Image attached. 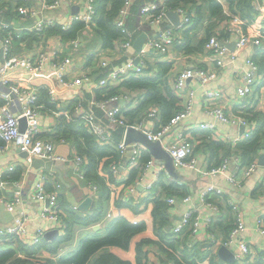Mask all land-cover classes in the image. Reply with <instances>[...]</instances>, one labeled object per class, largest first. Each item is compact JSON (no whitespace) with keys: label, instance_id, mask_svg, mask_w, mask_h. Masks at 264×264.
Instances as JSON below:
<instances>
[{"label":"crops","instance_id":"crops-1","mask_svg":"<svg viewBox=\"0 0 264 264\" xmlns=\"http://www.w3.org/2000/svg\"><path fill=\"white\" fill-rule=\"evenodd\" d=\"M50 1L0 0L1 13L6 12L4 14L5 18H3L5 21L2 18L0 20L8 23L10 27L19 33L13 37L7 54L0 45V81L7 79L9 83L20 86H34L39 92L41 88H52L57 97V101H54L55 110L46 108L42 102L41 104L38 103L41 112L38 135L43 139L52 140L56 144V153L59 155L72 157L77 153L82 154L70 134L54 135V127L57 124L58 117L65 116L68 121L76 117L77 114L74 108L78 99H81L85 110L93 108L99 116L103 115L101 109L90 104L91 100L96 99V92L100 89H104L103 94H107L109 89L115 88L120 94L126 95L125 100L120 102L124 106L122 108L123 114L128 112L130 108H134L143 97V90L129 89L123 86L121 83L125 79L112 82L109 88L98 87V81L106 72L130 60L135 61L138 57L141 61L146 62V65L151 66H156L158 62H169L171 67L167 78L168 86L171 87L181 70L188 66H202L214 74L216 72L215 77L206 85L194 79L187 81L185 90L192 88L195 91L193 107L191 113L183 119L178 127V131H189V134L193 137L195 156L198 163L196 168L189 165L175 166L174 170L177 175H172L166 169L163 161L156 159L149 149L143 146L140 164L132 167L129 165V155H121L117 147L120 141L125 140L126 129H123V132L116 133L113 143L109 145L111 149L108 150H114L115 154L102 156L98 163V173L106 179V185L109 187L108 195L100 197L97 184L88 180L86 176L85 179H80L73 173L69 163L62 162L63 174L69 183V185H65L56 172L33 167L28 156H23L22 150H19L16 145L10 144L0 151V182H6L5 185H0V236H6V228L14 225L17 217H26L27 234L22 237L26 244L34 245L32 235L37 230L44 232L38 252L31 256L26 264H45L46 258H56L49 247L55 244L64 232L58 221L43 215L46 202L33 197V190L42 173H45L47 175L46 186L54 188L59 194L60 208L63 212L65 225L67 224L66 219L68 221L71 218L70 211L73 205L79 206V203L87 196L92 197L90 208L87 210L78 208V211L73 212L76 216L83 217L87 211L92 210L96 205L101 206L103 211L101 218L93 224H81L79 221H74L72 238L59 245L61 251L75 249L83 237L96 230L104 232L111 221L117 217H124L134 223L145 224V228L132 237L127 248L120 246L106 248L119 260L136 264L138 260L136 247L143 241V264H178V260L183 257L199 261V264H210L212 257L217 263L219 262L218 264H234L236 257H233L232 260H226L218 255L220 247L224 246L222 242L228 238L232 226V214L226 202V199L230 198L240 203L243 209L246 228L241 237L249 243L253 250L249 258L241 264H264V237L259 232L256 222L258 217L264 216V135L260 140L261 148L253 156V160H257L258 165L248 175L245 173V169L253 160L244 158L242 155L244 152L240 146L243 140L252 136L255 127L258 126L257 120L252 118L253 113H250V111L259 114L261 123L264 121V71H261L260 62L255 58L258 51L264 49L261 45L254 43L243 48H238L236 44L235 46L232 44L234 39L229 37V26L232 24L233 13L230 10L228 1L219 0L224 7V13L221 17L211 16L206 4L199 1L198 3L202 4V19L195 28L189 31V36L193 41L205 37L209 32L210 35L218 36L220 41L227 42L230 50H234L236 57L228 61V64L223 68L217 67L215 56L205 48L204 51L186 52L180 47L181 43L179 41L184 39L186 30L191 27L190 25L187 29H177L175 31L176 43L171 46L168 53L159 54L152 49L143 51L147 49L146 42L149 37H155L162 29L175 24L176 16L170 15L160 23L144 21V17L141 16V6L152 0H135L134 7L127 19L128 28L134 31L133 43L126 49L122 48L121 40H117L114 47H104L102 36L94 23H85V26L79 30L74 38L64 39L59 32L46 30L44 33L39 34L38 40H30L29 44L23 40H15V38L22 37L28 31L27 28L32 27L40 19L53 20L61 28L62 25L69 24L67 27L69 28L73 22V16L85 14L87 11L85 0H60L58 7L47 8L45 4ZM186 4L187 8L190 7L194 11L196 7L193 6L194 4L190 2ZM254 4L259 11L258 17L253 23L248 24L247 31L243 29L251 36H256L264 28V0H254ZM18 6L27 7L28 12L13 13ZM9 9L11 12H9ZM170 12L175 13L180 17V20L182 19V16L176 10ZM193 14L195 15V13ZM4 33H0V41ZM143 33H146L148 37L144 42L143 50L139 52L134 44ZM41 51L46 53V62L43 70L38 73L41 75L39 78L32 79L28 77L29 73L23 63L12 65V62L16 59L33 56ZM66 55H71L74 60L67 79L79 78L80 83L65 84L56 77L54 63ZM249 57H252L259 65L258 82L252 96L238 99L236 89L241 84L243 73L249 69L247 65ZM101 58L110 60L106 68L98 66ZM88 73H91L90 79L85 78ZM207 89H222L233 101L230 108L233 110L229 113L233 112L242 116L249 124L244 126L238 122L228 123L209 114L203 104V95ZM1 104L0 99V106ZM152 107L158 108L159 106L150 104L145 108V111H149ZM159 118L149 117L144 123L145 128L154 129L157 122H160ZM127 119L130 120L128 117ZM138 121L140 120L135 117L134 122ZM206 122H213L215 128L204 129L198 127L199 124ZM241 126H244V130H241ZM247 130H250V136L244 137L243 134ZM70 133L75 134L72 130ZM237 136H241V140L237 144L231 142V139ZM166 141L167 138L161 141L163 146ZM3 144L4 142L0 138V145ZM232 152L239 153L243 169L232 165L230 169L218 175L206 173L211 166L218 164L224 156ZM150 158H153L155 163L148 169L142 170L144 163ZM114 163L118 165L116 172L111 170ZM17 167L21 169L20 177L17 180L22 186L21 202L9 210L3 203L2 196L13 195L14 186L12 181L14 180L4 179L3 175L7 174L9 177L10 173ZM133 173L134 177H132ZM231 174H235L236 177L233 182L229 179ZM57 183H60L61 186L57 187ZM212 183L223 191V199L218 197V199H213V202L218 205L219 211L207 205L200 197L201 190ZM92 185L97 186L95 195H93ZM171 195L177 197L189 195L190 199L186 201L178 200L173 206L168 204V230L189 210H194L201 216L198 230L192 231L191 227H188L182 235L175 237L174 247L168 246L156 234L153 216L156 198L162 197L166 200ZM55 229L58 230V234L55 233L51 238L45 237L46 233L55 231ZM212 236L217 241H214ZM145 240L150 241L144 242ZM237 241L225 246L234 255ZM110 264L121 263L114 262Z\"/></svg>","mask_w":264,"mask_h":264},{"label":"built area","instance_id":"built-area-1","mask_svg":"<svg viewBox=\"0 0 264 264\" xmlns=\"http://www.w3.org/2000/svg\"><path fill=\"white\" fill-rule=\"evenodd\" d=\"M135 0H124V3L120 9L119 16L117 18V25L120 27L121 32L124 35V40L121 42L122 48L126 49L133 43L134 31L130 30L127 26V18L130 13L131 7ZM87 11L82 15H75L72 20H83L86 24H93L95 22V0H85ZM60 4V0H51L46 3L47 8H56ZM176 10L182 19L180 23L173 24L169 28H164L155 37H149L146 42V50L152 49L159 54H166L174 43L175 31L177 29H185L192 22V16L189 15L186 9L182 6L172 7L168 6L163 0H152L144 3L141 6V16L144 17V21L150 23H160L164 18H167L169 12ZM2 8L0 7V12ZM17 11L20 13H27L28 9L25 6H18ZM245 20L239 15H234L232 24L229 26V37L234 39L236 47L243 48L246 45L254 43L256 45L264 46V28L259 31L256 36H251L249 33L243 31L242 25ZM56 23L49 19H40L32 27L27 28L28 31L36 33H44L49 27L55 26ZM69 24L62 25V28H67ZM0 30L5 31L6 34L2 36L0 45L2 50L7 54L10 49L11 41L13 37L19 34L15 29L4 21L0 20ZM183 40L179 42L182 43ZM205 49L215 56V62L217 67L223 68L236 57L234 50H230L227 42L221 43L220 39L216 35H212L205 43ZM108 58H101L99 60V67L106 68L109 64ZM46 62V53L41 51L33 56H26L16 59L12 62V65H19L23 63L26 66L29 75L38 74L43 70ZM73 57L66 55L59 61L54 63L56 68V77L65 84L80 83L79 78L72 80L67 79L68 72L73 65ZM247 65L249 69L245 71L241 77V84L237 86L236 94L238 99H243L252 95L255 92V87L259 77V65L252 58L247 59ZM147 68L146 62L130 60L127 63L118 67H113L110 71L106 72L104 76L98 81V87L109 88L112 82H118L123 79H127L132 75H141ZM216 74V72H215ZM215 74L209 69L202 66H188L181 70L173 81L171 87L175 95L179 99L178 110L166 121H161L154 129H148L146 131L147 136L152 141H163L164 147L168 150L173 157V162L176 167L189 165L193 168L197 167V158L195 156V144L193 137L189 134V131H178L179 125L183 119L191 113L194 101V89L189 88L185 90L188 80H197L203 85L210 82ZM91 73L85 75L86 79H90ZM48 92L53 101H57V97L52 88L48 89ZM38 90L34 86H20L14 83H9L7 79L0 81V99L2 104L0 106V138L4 142L0 145V151L4 150L10 144L16 145L22 151L28 153V159L33 161L36 157H46L56 160H61L69 163L73 173L80 179H85V157L81 154H75L72 157H66L56 153V144L52 140L43 139L39 133V117L41 115L38 104ZM126 95L115 93L112 95L104 94L100 99L91 100V106H95L103 111V115L99 116L96 111L92 109L85 110L82 106L81 99L77 100L74 108L78 117L83 119L86 125L92 130L96 137V140L102 144L113 143L114 130L119 126L127 129L129 126H135L138 129H145V122L149 117L159 118V109L152 107L145 118H141L140 121L130 123L126 119L122 112L120 105L121 99H124ZM231 97L228 96L222 89H207L203 95V104L205 110L217 119L224 122L240 123L242 125L249 124L248 121L242 116L229 113L232 111L230 108L233 105ZM236 104V103H235ZM25 118V127L21 129L20 119ZM198 127L204 129H214L213 122L201 123ZM244 137L250 136V130L245 131ZM241 136H237L231 139V142L238 143L241 140ZM118 151L121 155H129V165L134 167L140 164L141 151L143 145L139 142L125 143V140L120 141L117 144ZM264 151V148H263ZM264 153V152H263ZM155 163L153 158L148 159L142 170L148 169ZM232 165L243 169L241 158L239 153L232 152L222 158V160L211 166L206 173L212 175H218L231 168ZM258 165L257 160H253L245 169V173L248 175L252 173ZM118 168L117 163L112 164L111 170L116 172ZM159 173V171H158ZM47 175L42 173L40 180L36 184L33 190V197L44 200L46 202L44 206L43 215L49 219H54L60 224V228L64 232V216L60 208V202L58 198V192L53 188L49 189L46 186ZM235 174H231L230 181L233 182ZM264 179V173H263ZM264 181V180H263ZM13 183V195L2 196V201L5 206L11 210L15 205L21 202V184L19 181L14 180ZM6 182H0V185H5ZM57 187L61 186L60 183L56 184ZM93 195L97 193V186H91ZM200 197L203 201L212 207L214 210L219 211V207L213 202V199H223V191L215 184L208 185L205 189L201 190ZM218 197V198H217ZM190 196H168L166 202L169 205H174L178 200H189ZM227 205L230 208L232 214V226L228 238L222 242L224 246H229L236 240H238L235 257L237 260L243 262L246 261L252 254L253 250L249 243L244 240L241 235L245 230L244 212L240 203L233 200L226 199ZM73 209H78V205H73ZM201 216L194 210H189L184 213L177 223L169 229L176 237L182 235L188 227H191L192 231H197L200 225ZM257 228L264 237V220L262 217L256 219ZM27 218L20 216L16 218V223L6 228L5 234L7 236L16 235L24 237L27 234ZM44 232L37 230L33 236V244H38L43 238ZM214 241L217 239L212 236Z\"/></svg>","mask_w":264,"mask_h":264},{"label":"trees","instance_id":"trees-1","mask_svg":"<svg viewBox=\"0 0 264 264\" xmlns=\"http://www.w3.org/2000/svg\"><path fill=\"white\" fill-rule=\"evenodd\" d=\"M199 1L206 4L211 16L221 17L223 15L224 7L219 0H163L168 6L184 7L187 13L192 16V22L189 24L191 27L188 28V25V29L186 28L185 37L180 45V47L186 52L204 51L205 43L212 36L208 32L205 37H202L197 41H193L189 36V31L195 28L202 19V4H199ZM227 1L231 12L233 14H238L246 20V23H244L242 27L244 31H247L248 24L253 23L259 14V11L255 7L254 0ZM188 2L194 4L193 6H196L194 11L191 10L190 7L187 8L186 6L181 5L182 3L186 4ZM123 3L124 0H95L96 11L94 24L98 27V31L102 36V44L104 47H114L117 40H121V42L124 40V35L121 32L120 27L117 25V18ZM134 4L135 1L130 12L132 11ZM1 12L0 18L4 20L3 18H5L4 14L6 12L4 14ZM9 12H11V10ZM13 13L19 14L20 12L17 11L16 8V11ZM193 13H195V15ZM84 26L85 22L83 20H74L71 26L67 29H62L61 26L55 25L49 27L47 31H57L64 39H69L76 37L79 30ZM3 32H5V35L6 30H0V33ZM38 36L39 33L27 31L22 37L18 39L15 38V40H23L29 44L30 40H38ZM262 48L264 49V46H262ZM261 50L258 51L255 58L260 62L261 71H264V50ZM170 67L171 65L169 62H158L156 66L147 65V68L141 75H133L122 81L121 84L129 89L143 90V97L139 100V103L134 108H130L128 112L124 113L125 117L127 116L130 118L129 120L126 117L128 122L134 123L135 117H137V120L145 118L148 114V110L145 111V108L150 104L159 106L160 122L168 120L174 112L178 110L179 99L175 95L172 87L168 86L167 74ZM103 92L104 89L98 90L96 92V99L102 98L104 96ZM115 93H119L115 88H111L107 92L109 95ZM38 94V103H44L48 109H56L55 102L52 100L48 89L41 88L40 92L38 91ZM121 107L123 108L124 106L121 105ZM250 113H253L252 118L257 120L258 126L255 127L252 136L243 140L240 146L244 152V154H242L244 158L252 161L255 152H257L262 145L260 140L264 135V121L262 123L260 122V116L258 113L253 112L252 110ZM158 123L159 122H157V124ZM123 129L124 127L122 126L115 129L113 132L114 136L116 133H119V131L123 132ZM71 130L74 131L75 134H71ZM62 134L71 135V138L82 153L81 155L85 157V176L88 180L97 184L100 197H106L109 193V187L106 185V179L98 173V163L102 156L106 154H115L114 150H108L111 149V146H109L110 144L99 143L92 130L86 125L83 119L78 116L70 119V121H68L65 116L58 117L57 124L54 127V135L57 136ZM108 151L110 152L108 153ZM20 171L21 169L17 167L10 173L9 177L7 174H4L3 178L18 180L20 177ZM132 177H134V173ZM49 189H52V187H49ZM168 210L169 205L166 200L162 197H157L153 209L154 230L160 239L168 246L174 247L176 236L167 229ZM75 211H78V209H71V218L68 219V221L66 219L67 224L65 225L66 228L64 233L59 236L55 244L49 247V250L55 254L56 258H46L45 264H110L114 262L131 264L130 262L117 259L111 252L107 251L106 248L109 246L127 248L132 237L143 230L145 224L134 223L124 217H117L108 224L104 232H101L100 230L93 231V233L83 237L75 249L61 251L59 245L72 238L74 221H79L81 224H93L101 218L103 213L102 207L99 205H96L95 208L87 211L83 217L76 216L73 213ZM262 218L264 220V216ZM148 241L150 240H145L144 242ZM142 244L143 241L136 247L138 255L136 264H143L144 252L142 250ZM40 245L41 242L35 245H28L23 240L22 236H0V264H26L29 262V258L38 252ZM218 263L215 261L214 257H212L210 264ZM178 264H199V261L197 262L193 259L183 257L178 260ZM234 264H241V261L236 259Z\"/></svg>","mask_w":264,"mask_h":264},{"label":"water","instance_id":"water-1","mask_svg":"<svg viewBox=\"0 0 264 264\" xmlns=\"http://www.w3.org/2000/svg\"><path fill=\"white\" fill-rule=\"evenodd\" d=\"M170 16H176L175 17V24L180 23V17H178L175 13L170 12ZM146 33H143L139 36V39L136 41L134 44V47L136 48L137 51L141 52L144 48V42L147 39ZM221 43H224V41H221ZM232 44L235 46L236 42L235 40L232 42ZM140 61V58L138 57L135 60V63H138ZM28 77H31L32 79H36L41 77L39 74H33L29 75ZM125 99H121V102L124 101ZM21 123V129L23 130L25 127V118L20 119ZM244 130V126H241V130ZM148 129L145 128L143 130L136 128L135 126H129L126 129V134H125V143L129 144L132 142H139L141 143L145 148L149 149V151L154 155L156 159H160L163 161L166 169L169 170V172L172 175H177V172L174 170V162H173V157L171 156L170 152L165 149L163 146L162 142L157 140V141H152L148 138L147 136V131ZM21 150V149H19ZM23 156H28V153L25 151H21ZM63 161L61 160H56V159H51V158H42V157H36L32 161V166L35 168H45L51 171H54L58 174L59 179L64 183L65 185H69L68 181L65 179V176L63 174ZM92 202V197L87 196L85 197L80 203L78 208L80 210H87L90 208ZM96 228L98 227L97 225L95 226ZM58 234V230L55 229V231H49L48 233L45 234L46 238H51L54 234ZM230 254V255H228ZM218 255L226 260H232L233 257L235 258L234 253L225 246H221ZM236 259V258H235Z\"/></svg>","mask_w":264,"mask_h":264},{"label":"rangeland","instance_id":"rangeland-1","mask_svg":"<svg viewBox=\"0 0 264 264\" xmlns=\"http://www.w3.org/2000/svg\"><path fill=\"white\" fill-rule=\"evenodd\" d=\"M181 5H183V6H187V4H185V3H182ZM234 15H238V14H233V16ZM233 16H232V20H233Z\"/></svg>","mask_w":264,"mask_h":264}]
</instances>
